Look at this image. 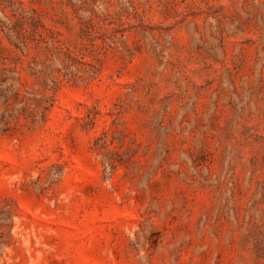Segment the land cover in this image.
Returning a JSON list of instances; mask_svg holds the SVG:
<instances>
[{"label": "rangeland", "instance_id": "1", "mask_svg": "<svg viewBox=\"0 0 264 264\" xmlns=\"http://www.w3.org/2000/svg\"><path fill=\"white\" fill-rule=\"evenodd\" d=\"M0 264H264V0H0Z\"/></svg>", "mask_w": 264, "mask_h": 264}]
</instances>
